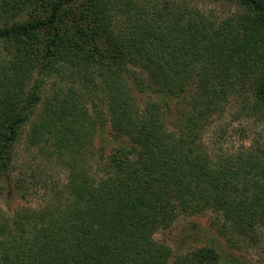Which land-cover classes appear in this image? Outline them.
<instances>
[{
    "label": "trees",
    "instance_id": "16d2710c",
    "mask_svg": "<svg viewBox=\"0 0 264 264\" xmlns=\"http://www.w3.org/2000/svg\"><path fill=\"white\" fill-rule=\"evenodd\" d=\"M230 107L240 146L223 127L206 143ZM262 122L264 0H0V183L43 189L0 208V264H254L215 246L174 256L155 235L212 211L230 245L264 253ZM22 138L38 155L15 176ZM53 157L65 182L41 173Z\"/></svg>",
    "mask_w": 264,
    "mask_h": 264
},
{
    "label": "rangeland",
    "instance_id": "374dc122",
    "mask_svg": "<svg viewBox=\"0 0 264 264\" xmlns=\"http://www.w3.org/2000/svg\"><path fill=\"white\" fill-rule=\"evenodd\" d=\"M214 7V5H212ZM209 8V7H206ZM224 10L219 8V11ZM137 103L140 108H145L149 95L144 92L135 91ZM156 100V99H155ZM183 107L182 99L171 100V110L168 111L167 117L178 119L179 108ZM237 115L235 107H230L228 111L223 115L221 120L214 125L213 129H210L205 133L206 143L217 141L220 138L221 132L220 127L226 128L227 134V145L229 147L237 148L241 144L242 135L239 133V129L244 127L245 124L236 119ZM246 128L248 134L253 135V126L247 122ZM264 128V122L261 123ZM264 130V129H263ZM114 137L111 136V128L106 126L102 129L95 138V147H102L107 153L116 145L117 142ZM19 155V161L17 163V169L15 176L20 175V169L25 168V161L30 160V164L33 165L35 157L38 155L36 150H27L23 142V138L17 147ZM95 166L97 167V160ZM41 173L44 174V178H47L49 182H65L68 177V168L58 158H50V160L44 159L41 164ZM35 189L28 190L26 196H22L21 192L13 189L11 182L0 183V208L4 211L11 213L15 209L25 206L32 205L36 206L41 202L40 194L43 189L41 185L31 186ZM216 213L212 211H202L198 213H180L172 225L168 228L159 230L155 238L169 245L172 248L174 256L181 255L192 250H195L202 246H215L225 254H232L242 260L251 261L254 264H264V253L259 247L248 245L240 241L238 246L230 245L226 239L220 236L213 226L212 221L215 218Z\"/></svg>",
    "mask_w": 264,
    "mask_h": 264
}]
</instances>
